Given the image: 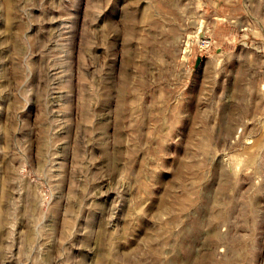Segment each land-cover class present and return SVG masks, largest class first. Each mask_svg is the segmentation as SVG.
I'll return each mask as SVG.
<instances>
[{
	"label": "rangeland",
	"instance_id": "374dc122",
	"mask_svg": "<svg viewBox=\"0 0 264 264\" xmlns=\"http://www.w3.org/2000/svg\"><path fill=\"white\" fill-rule=\"evenodd\" d=\"M0 264H264V0H0Z\"/></svg>",
	"mask_w": 264,
	"mask_h": 264
}]
</instances>
